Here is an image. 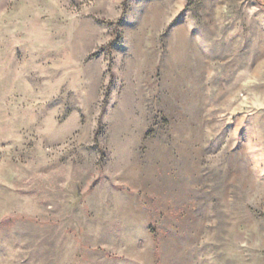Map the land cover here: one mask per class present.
I'll return each instance as SVG.
<instances>
[{
    "label": "rangeland",
    "instance_id": "rangeland-1",
    "mask_svg": "<svg viewBox=\"0 0 264 264\" xmlns=\"http://www.w3.org/2000/svg\"><path fill=\"white\" fill-rule=\"evenodd\" d=\"M0 264H264V0H0Z\"/></svg>",
    "mask_w": 264,
    "mask_h": 264
}]
</instances>
